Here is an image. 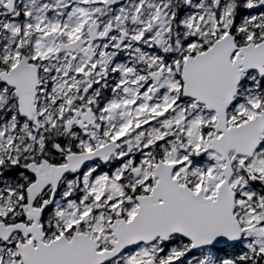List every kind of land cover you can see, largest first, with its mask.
Returning a JSON list of instances; mask_svg holds the SVG:
<instances>
[{
	"label": "snow or ice",
	"instance_id": "snow-or-ice-1",
	"mask_svg": "<svg viewBox=\"0 0 264 264\" xmlns=\"http://www.w3.org/2000/svg\"><path fill=\"white\" fill-rule=\"evenodd\" d=\"M0 264H264V0H0Z\"/></svg>",
	"mask_w": 264,
	"mask_h": 264
}]
</instances>
